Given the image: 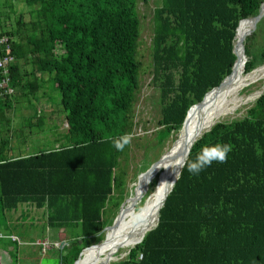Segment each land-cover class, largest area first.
<instances>
[{"label": "trees", "instance_id": "16d2710c", "mask_svg": "<svg viewBox=\"0 0 264 264\" xmlns=\"http://www.w3.org/2000/svg\"><path fill=\"white\" fill-rule=\"evenodd\" d=\"M11 1L4 7L15 15ZM21 1L29 20L20 13L9 23V15H0L16 59L10 72L14 94L0 100V231L24 235L26 216L21 214L20 224L12 214L23 205L41 210L44 223L28 228L49 231L60 263L74 264L83 250L103 241L139 177L179 138L188 111L230 75L236 29L242 21L239 29L247 31L264 0H162L153 12L150 43L159 128L143 137L135 121L142 70L136 0ZM244 46L238 77L264 66V17ZM49 83L66 112L67 137H60L59 149L15 156V131L7 129L9 120L1 124V110L21 100L31 105ZM228 87L213 98H228ZM34 128L42 125H29L30 136ZM124 134L133 136L131 145L117 151L112 140ZM224 143L233 146L227 161H213L198 175L183 167L156 227L111 264H264V91L243 117L203 133L187 161L206 146ZM60 232L64 244L55 246ZM19 244L0 242L8 264H19Z\"/></svg>", "mask_w": 264, "mask_h": 264}, {"label": "rangeland", "instance_id": "374dc122", "mask_svg": "<svg viewBox=\"0 0 264 264\" xmlns=\"http://www.w3.org/2000/svg\"><path fill=\"white\" fill-rule=\"evenodd\" d=\"M161 2L162 0H136V9L140 20L138 58L142 63V70L140 74L141 90L138 94V100L135 106V121L137 122V136L140 137L145 136V133L147 132L148 134H151L159 128L157 111L158 92L150 85L152 64L150 43L153 36V12L161 5ZM4 4L5 0H0V15L3 16V19L9 15V23H13V18L20 13L24 15L26 21L29 20L27 14L28 7L25 4L23 5L21 0L11 1L15 15H13L12 11L6 9ZM247 28L249 29V27ZM247 31L244 30L243 33ZM255 72L259 73L255 75L254 78H249L250 83L241 91V96L244 98L243 104L224 120H233L243 117L247 107L264 91V66L256 69ZM255 72L250 75H253ZM250 75H247L246 77H249ZM44 78H47V76ZM30 102L31 105H28L25 100H21L19 105L15 106V108H3L1 110V116L4 119L1 124H5V121L9 120L10 125L8 128L6 125L4 127L7 129L11 128V131H15V135L12 138L15 145V156L21 154V156L24 157L55 150V145L50 140L52 135L50 131H52L53 127L54 130L57 131V135L67 137L66 112L62 109L59 93L52 84H47L44 92L36 100H31ZM218 102L220 101H217L216 103ZM37 122L42 125V128L40 130L37 128L38 131L34 128V134H32L33 136H30V129H28V126L31 124L36 126ZM54 135L55 134H53V136ZM134 185H136V183H130L129 186L134 187ZM145 195L146 194H144V196ZM152 196L153 195L149 196L148 201ZM127 204L128 203H126V205ZM21 214L26 216V225L25 232L24 230L22 231L24 232V235L19 231L15 232V236H17L20 241L18 246L19 264H61L57 250L52 248V242L48 239L51 235L50 232H47L46 230L45 233H42L40 229L36 230L28 228V224L30 223L36 224L39 227L44 223L42 211L36 210L32 206L23 205L12 214V222L21 224V220H24V217L21 219ZM132 215L133 213L127 218V221L131 219ZM109 231L110 228L107 229L101 243L106 241L109 236ZM64 236L63 232H60L57 235L58 243L55 246H62L64 244ZM40 248L43 250L40 251ZM126 254L127 250L121 252L112 262L120 261L126 256ZM8 262L7 259L3 258L4 264H8Z\"/></svg>", "mask_w": 264, "mask_h": 264}, {"label": "bare ground", "instance_id": "6f19581e", "mask_svg": "<svg viewBox=\"0 0 264 264\" xmlns=\"http://www.w3.org/2000/svg\"><path fill=\"white\" fill-rule=\"evenodd\" d=\"M246 26L251 28V21ZM244 30V27H241L238 30L237 38L240 37ZM258 73L259 72H255L253 75L248 74L250 75L249 77H246L247 75L237 77L234 82L232 81L233 84L231 82L229 85L222 88L226 89L228 86L230 87H228V98H218L220 95L213 98L214 94L221 91L222 89L213 92L209 100L203 106H199L192 111L183 131L180 134L181 138L187 137V135H189L193 130L197 128L200 129V133L202 134L215 122L223 121L230 114H232L239 106L243 104L244 98H242L241 96V91L250 83L249 80L251 78H254ZM217 101L220 102L216 103ZM203 111L204 113L201 116H193V114ZM164 166H166L164 177H167L168 174H172L171 172L173 171L172 169L174 167V164L165 163ZM142 185V182H140L138 188L136 189L137 196L142 197ZM167 185L169 186V183ZM165 186L166 185L164 184H160L156 196H152V198L148 201V205L153 204L160 198L165 190ZM129 205L130 203H128L124 207L118 223L110 228L109 236L106 241L97 245L96 247L87 250L76 262V264H107V261L108 264H110L112 263V261H114V258L117 255H119L123 251H128L129 248L135 245V243L141 239L146 231L153 226L156 220L155 214L153 212L150 214V220L146 217L144 219L143 214L134 213L131 219L127 221V218L132 213L130 211Z\"/></svg>", "mask_w": 264, "mask_h": 264}, {"label": "water", "instance_id": "95a60500", "mask_svg": "<svg viewBox=\"0 0 264 264\" xmlns=\"http://www.w3.org/2000/svg\"><path fill=\"white\" fill-rule=\"evenodd\" d=\"M264 17V2L263 4L261 5L260 7V11L258 13V15L252 17L251 19H248L251 21V29L248 30L247 32L243 33L239 38H237V34H238V29L240 27V24L242 21H240L237 29H236V32H235V37H234V48H233V52L236 56V61H235V64L232 68V71L230 73L229 76H227L223 81L222 83L215 89L211 90L210 92H208L205 97L203 98V100L193 106L187 113V116L185 118V121L183 123V126H182V130L184 129L185 125H186V122L188 120V118L190 117L192 111L199 107V106H203L210 98L211 94L219 89H222L224 88L225 86L229 85L233 80H235L238 76H240L242 74V70L244 69V65H245V62H246V56H245V46H244V41L246 40L247 37H250L252 34H254L258 28V23L261 21V19ZM245 21V20H243ZM218 122V121H217ZM217 122H215L213 125H211L206 131L204 132H208L212 126H214ZM203 132V133H204ZM202 133V134H203ZM181 134V133H180ZM200 129L197 128L195 130H193L189 135H187V137L185 138H181V135L180 137L177 139V141L174 143V145L156 162L152 165V167L147 171L145 172L144 174H142L139 179H138V182H137V186L136 188L134 189V196L130 199L127 200V203H130L129 207H130V211L134 214L136 213L135 212V207L136 205L141 202L144 194L147 193L148 191V185L149 183L151 182V180L159 173V171L161 169H163V171L160 173L159 175V179H158V184L156 186V189H155V192L153 193L154 196H156L158 190H159V186L160 184H164L166 185L165 186V190L163 192V194L160 196V198L155 201L153 204L151 205H148V199L146 200L142 210L136 214H143V218L145 219V217L149 220L151 218L150 214L153 212L155 214V223L153 224L152 227H150L146 233L150 230H152L154 227H156L158 221H159V212L161 210V208L163 207L169 193L171 192L174 184L176 183L177 179L179 178L180 174H181V171L183 168H180L178 165H180V163L182 161H187L188 157H189V154H190V151H191V148L193 147V145L195 144V142L201 137L200 135ZM165 163H172L174 164V167H173V171L171 172L172 174H168L167 177H164V174L166 172V166ZM140 182H142V197L141 196H137L136 195V189L138 188V185L140 184ZM174 182V183H173ZM169 183V186L167 185ZM123 208L122 207L120 209V212H119V215L117 216V218L114 220L113 223H111L110 225H108L105 229H104V232L106 234V231L107 229L110 227V226H113V225H116L120 219V216L122 214V211H123ZM150 216V217H149ZM145 233V234H146ZM145 234L143 235V237L138 240L135 245H138L142 242ZM133 245V246H135ZM97 245L95 246H92L90 248H87L85 250H83L78 258V260L80 259V257L82 256L83 252L86 251V250H89L93 247H96ZM132 246V247H133ZM77 260V261H78ZM76 261V262H77ZM76 262L74 264H76ZM108 264V261L106 262Z\"/></svg>", "mask_w": 264, "mask_h": 264}, {"label": "clouds", "instance_id": "9594fccd", "mask_svg": "<svg viewBox=\"0 0 264 264\" xmlns=\"http://www.w3.org/2000/svg\"><path fill=\"white\" fill-rule=\"evenodd\" d=\"M132 140L133 136L131 134H124L118 139L112 140V144L117 151H123L125 147L131 145ZM232 147L228 143L206 146L197 154L195 160L182 161L178 166L180 168L186 167L189 173L198 175L205 167H210L213 161L225 163L228 159V153L232 151Z\"/></svg>", "mask_w": 264, "mask_h": 264}, {"label": "built area", "instance_id": "2783aa9c", "mask_svg": "<svg viewBox=\"0 0 264 264\" xmlns=\"http://www.w3.org/2000/svg\"><path fill=\"white\" fill-rule=\"evenodd\" d=\"M14 39L0 29V100H4L6 96L14 94V89L11 87L10 72L16 59L12 55V43ZM9 239L11 242H19L16 236L6 235L0 231V242ZM1 253V248H0ZM0 264L3 263V258L0 254Z\"/></svg>", "mask_w": 264, "mask_h": 264}, {"label": "crops", "instance_id": "0c3cea01", "mask_svg": "<svg viewBox=\"0 0 264 264\" xmlns=\"http://www.w3.org/2000/svg\"><path fill=\"white\" fill-rule=\"evenodd\" d=\"M50 132L52 133L50 140H51V142L55 145V148H56V149L61 148V147H62V143L60 142V141H61V140H60L61 135H60V136L57 135L58 133H57L56 130H54V127L52 128V131H50ZM53 134H55V135L53 136ZM1 253H2V256H3V257H4V255L6 254V253L3 252V251H1Z\"/></svg>", "mask_w": 264, "mask_h": 264}]
</instances>
